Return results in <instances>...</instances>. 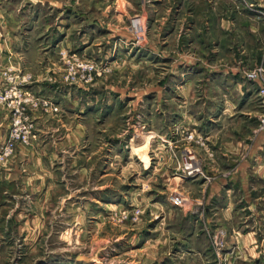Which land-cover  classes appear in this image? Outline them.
<instances>
[{
    "label": "rangeland",
    "instance_id": "374dc122",
    "mask_svg": "<svg viewBox=\"0 0 264 264\" xmlns=\"http://www.w3.org/2000/svg\"><path fill=\"white\" fill-rule=\"evenodd\" d=\"M262 65L264 0H0V264H264Z\"/></svg>",
    "mask_w": 264,
    "mask_h": 264
},
{
    "label": "built area",
    "instance_id": "2783aa9c",
    "mask_svg": "<svg viewBox=\"0 0 264 264\" xmlns=\"http://www.w3.org/2000/svg\"><path fill=\"white\" fill-rule=\"evenodd\" d=\"M249 77L251 79H254V80H257L259 79L260 82H261V85H262V92L260 94L261 98L264 99V65L260 66V67H257L254 71H252L250 74H249ZM224 234H219L217 233L215 235V241H214V245L216 247H224ZM221 249H218V251H220Z\"/></svg>",
    "mask_w": 264,
    "mask_h": 264
},
{
    "label": "bare ground",
    "instance_id": "6f19581e",
    "mask_svg": "<svg viewBox=\"0 0 264 264\" xmlns=\"http://www.w3.org/2000/svg\"><path fill=\"white\" fill-rule=\"evenodd\" d=\"M136 24H137L138 26H135V29H138V30H139L140 28H139V24H138V22H136L135 25H136ZM138 30H137V31H138Z\"/></svg>",
    "mask_w": 264,
    "mask_h": 264
},
{
    "label": "crops",
    "instance_id": "0c3cea01",
    "mask_svg": "<svg viewBox=\"0 0 264 264\" xmlns=\"http://www.w3.org/2000/svg\"><path fill=\"white\" fill-rule=\"evenodd\" d=\"M262 247H264V242L262 243Z\"/></svg>",
    "mask_w": 264,
    "mask_h": 264
}]
</instances>
